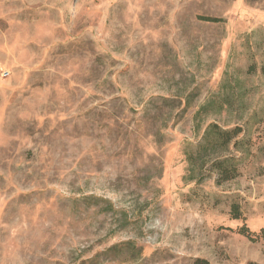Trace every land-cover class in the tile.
<instances>
[{
	"label": "rangeland",
	"instance_id": "1",
	"mask_svg": "<svg viewBox=\"0 0 264 264\" xmlns=\"http://www.w3.org/2000/svg\"><path fill=\"white\" fill-rule=\"evenodd\" d=\"M263 69L264 0H0V264H264Z\"/></svg>",
	"mask_w": 264,
	"mask_h": 264
},
{
	"label": "trees",
	"instance_id": "2",
	"mask_svg": "<svg viewBox=\"0 0 264 264\" xmlns=\"http://www.w3.org/2000/svg\"><path fill=\"white\" fill-rule=\"evenodd\" d=\"M207 22L216 23L218 19L207 18ZM264 74V69H263ZM204 108L196 114V121L202 115ZM196 129L199 131L200 125ZM243 129L239 126L224 128L213 122L206 126L199 142L185 151V159L188 169L184 177L185 182L202 184L206 180L213 179L217 186L230 183L240 176L241 153H243L244 140H241ZM234 219H241L240 209L237 205L232 208ZM240 234L252 241L262 239L264 241V229L261 235L252 233L248 227H243ZM114 246L109 251H113ZM194 264H210L207 260L196 259Z\"/></svg>",
	"mask_w": 264,
	"mask_h": 264
}]
</instances>
